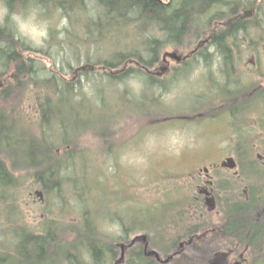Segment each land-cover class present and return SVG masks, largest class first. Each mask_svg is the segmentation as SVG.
Returning <instances> with one entry per match:
<instances>
[{"label":"rangeland","instance_id":"obj_1","mask_svg":"<svg viewBox=\"0 0 264 264\" xmlns=\"http://www.w3.org/2000/svg\"><path fill=\"white\" fill-rule=\"evenodd\" d=\"M230 1L212 4L206 14L199 16L203 17L199 18L200 22L190 24L191 29L180 44L162 46L158 61L149 74L137 72L138 64H123L117 68V73L122 69L129 70L128 67L133 68L132 72L110 84L106 77L97 75L101 73L100 66L123 37L131 41L136 39L133 29L127 30V36H118V40L106 37L98 41L94 35H88L86 24L93 25L102 10L95 0H65L61 4L52 0H12L11 7L0 0V26L13 34L8 40L17 42L20 55L31 57L36 65L44 67L39 74L41 78L49 76L54 68L57 75L77 86L76 92L60 104L57 123L63 127L60 130L57 125L56 138L52 129L41 127L39 96L36 91H30L27 81L24 87H14L5 95L0 93V112L5 109L8 122L15 121L17 126L20 125L26 137L52 139L55 142L52 162L61 163V191L48 192L35 178L33 169L24 162L21 164L15 155L6 151L3 154L0 149V174L8 172L11 179L15 177L19 182L4 186L0 179L1 194L8 193L9 197L5 203L9 220L7 217L6 222H0V239L2 242L8 239L6 243H10V249L0 251L1 254L16 258L26 255L28 264L44 263L52 256L36 263L39 255L35 254L31 244V237L43 236L47 237V250L48 244L55 243L53 239L60 249H66L70 244V251L63 252L71 254L79 264H113L119 256L118 243L124 237L131 240L136 235L141 239L146 235L157 253L167 255L174 250H177L174 254L179 253V244L185 239L183 227L190 222L184 212L180 223L173 222V218L180 215L177 210L180 204L175 202L179 200L183 205L188 192L196 191L193 178L202 172V165L220 162L225 156L241 152L219 147L228 132L220 131L215 125L199 123L204 117L195 113L203 110L198 103L204 100L215 104L221 98H229L230 104L245 101L249 93L244 84L248 81L246 70L251 61L264 63V53L259 59L257 53L254 56L255 52L251 51L262 49L261 32L248 33L264 30V0H242L240 5L237 4L235 11H242V17H247V21L243 28L237 27L229 34V49L225 51L228 58L223 55L219 60L215 50L208 47L203 52L195 50L192 53L205 39L203 27L207 23L204 21L209 23L206 27L210 26L209 31H212L223 20L232 17L231 5L235 2L231 4ZM112 41H116L115 46ZM168 52L181 59L167 55ZM2 68L0 58V70ZM90 69H94L95 74ZM146 75L157 77L160 84L150 86ZM224 77L230 82L219 81ZM50 96L56 99L55 94ZM251 98L255 99L254 96ZM69 99L81 100L73 105ZM143 99L145 102L140 103ZM243 109L237 112V117H232L233 122L251 125L249 122L256 120L253 126H264V108L249 112L252 116L249 119L248 114L245 119ZM178 116L189 118L184 122L169 119ZM63 128L67 136L78 133L69 144L59 143L65 133ZM27 143L22 141L18 150L24 151ZM66 149L73 155L63 163L61 157ZM249 152L242 156L255 159V151ZM251 164L256 170L255 162ZM228 181L227 174L219 175L221 189L228 188ZM75 187L85 190L77 196ZM37 191L41 192V197ZM0 199L4 200L1 195ZM2 204L0 202V206ZM83 209L93 216L103 217L92 233L83 231L77 236L80 225L85 226L81 216ZM100 232L107 236L98 237ZM86 234L90 235L89 241L98 240L103 245L98 260L91 254L87 242L78 240ZM20 244L25 246L19 248ZM180 258L175 261L179 262ZM59 264L67 263L61 261Z\"/></svg>","mask_w":264,"mask_h":264},{"label":"flooded vegetation","instance_id":"obj_2","mask_svg":"<svg viewBox=\"0 0 264 264\" xmlns=\"http://www.w3.org/2000/svg\"><path fill=\"white\" fill-rule=\"evenodd\" d=\"M261 19L263 17H260ZM245 21L247 17H228L218 25L219 27L205 31V39L201 40L193 51L203 52L206 47L212 48L219 55V60L223 59V54L229 49L227 45L229 34L235 27L246 25ZM263 31L250 30L248 33L261 32L260 37L264 38ZM250 42L252 43V40ZM261 43L260 51L251 50L255 52L254 56L257 53L259 59H262L261 53H264V40ZM263 64L261 60L251 61L246 70L248 81L244 84L248 87L249 93L245 101L230 104L229 98H221V101L218 99L215 104L213 101L210 104L204 100L198 103L199 108L203 110L195 113L204 117L199 123L215 125L220 131L228 132L226 141L222 139L219 147L247 152H234L222 158L220 162L212 161L213 163L202 165V172L200 171L201 173L193 178L196 191L188 192L181 208L190 223H185L183 227L185 239L179 244V253L174 254L177 250L167 255L157 253V249L151 248L150 239L146 235L142 239L136 235L131 240L123 239L118 243L119 256L113 264H264V126H253L256 120L250 121L251 125H240L232 120V117H237L235 115L243 107L245 119L249 112L258 108L261 111L264 108ZM219 81L230 82L226 77ZM252 96L255 97L254 100ZM249 114L248 119L252 117ZM186 116L190 115L186 114ZM186 116L169 117V119L184 122L189 118ZM251 150L255 151V159L242 156L250 154ZM2 153L5 154L4 151ZM252 162H255L256 170L251 167ZM221 174H227L229 177L227 189L219 187L218 179ZM4 197L8 199H0V202H3L0 206V222H6L8 217V206L5 204L9 201L8 193H4ZM7 219L9 220V217ZM7 240L3 239L2 242L0 239V251L5 252L10 249ZM53 241L55 243L52 246L48 244L49 250L42 249L43 254L51 251L50 254L44 255L52 256V260L47 257V260L41 264H49V262L59 264L61 261L77 264L71 254L64 253L67 249L68 252L70 251V244H67L66 249H60L56 239ZM45 257L42 255L39 259L37 256L36 263ZM177 257H181L179 262L175 261ZM0 264H28V258L26 255L16 258L0 253Z\"/></svg>","mask_w":264,"mask_h":264},{"label":"trees","instance_id":"obj_3","mask_svg":"<svg viewBox=\"0 0 264 264\" xmlns=\"http://www.w3.org/2000/svg\"><path fill=\"white\" fill-rule=\"evenodd\" d=\"M4 1L11 7L10 3L12 0ZM52 1H59L61 4V2L65 0ZM170 1L168 3H162L158 0H95L102 10L99 14L100 17H96V19L93 20V25L89 23L86 24V33L88 35H94V38L98 41L106 37L109 39L113 37V39L118 40V36L123 34L127 36V30L133 29L136 36V39L133 41L127 37H123L124 39H122V42L117 46H115L116 41H112L115 48L111 49V56L101 64V73L97 74L100 78H107L108 83L123 79L132 72L133 68L128 67L127 69L129 70H119V73H117L116 70L119 66L123 64L128 65L130 63L138 64L135 68L136 71L138 70L137 72L142 74L148 73L151 68L155 67L158 61V53L162 46L165 44H180L185 38L184 36L187 31L191 29L190 24L192 23L194 25L195 22H200L199 18L203 19V17L199 16L206 14L212 7V4L219 5L221 3V0ZM223 2L225 1H222V3ZM230 2L231 4L235 2L231 5L230 14H232V17H242V11H235L237 4L239 3L240 5L242 0H231ZM130 15L133 17H130ZM204 22L209 24L207 21ZM206 25L203 27L204 32L207 30L209 31L210 28V26L206 27ZM120 29L122 33L119 32ZM11 37H13V34L0 26V58H2V65L4 67L0 70V93L5 95L14 87H24L27 81L31 87L30 91H36V94L39 96L38 102L41 111V127L52 129L53 135H55L56 138V127L59 126L60 130H62L63 127V124L60 122L57 123V119L60 118V113L58 114L61 108L60 104L68 100V96L76 92V83L73 84L71 81H65L63 77H60V74L57 75L55 73L54 68L50 70L49 76L41 78L39 74L44 70V67L36 65V61L31 59V57H22L16 48L17 42L15 40H8ZM26 50H29V48L26 47ZM194 52L195 51L192 53ZM223 55H225L226 58L229 57L226 53ZM58 71L61 73L60 71L62 70L58 69ZM90 71L93 72L95 70L90 69ZM146 76L148 77L150 86L160 84L157 77L153 75ZM110 84L113 83L111 82ZM51 94H55L56 99L52 98V96H50ZM69 100L73 102L74 105L80 103L81 99L77 101ZM100 101L102 102V98ZM141 102H145V99L140 101V103ZM7 119H9V117L4 109L2 113L0 112L1 151H6L7 153L15 155L16 158H19L21 164L24 162L31 170L33 169L35 178L42 183L46 191L49 192L50 190H54L60 192L61 189L59 186L61 179L59 176V169L61 163L55 164L52 162L55 158L52 153V150L55 148V142L48 138H40L38 140L29 136L26 137V132L20 125L17 126L15 121L10 123ZM63 131L65 132L66 129L63 128ZM77 135L78 133L71 137L69 134L67 136L65 132L63 133V137L60 138L59 143L69 144L70 140L72 141ZM22 141L28 143L26 149L20 152L18 147L21 145ZM243 151L246 152V150H241V152ZM72 155L71 151L66 149L62 153L61 161L66 163V159ZM14 163L16 164V161H14ZM7 173L8 172H2L0 174L3 185H14L19 183L14 179L15 177L11 179ZM84 190L83 188L75 187L77 196L81 195ZM0 195L1 198L8 199L4 197V192ZM175 203L180 204L177 208V210L180 211L179 218H173V222L178 224L181 221V214H183L181 209L182 202L177 200ZM162 206L163 205H161V207ZM175 207L172 206V208ZM81 216L84 217L85 226L80 225L81 228L77 230V236L79 233H83V231H87L89 234L92 233V229H95L96 225L101 222V218L103 217V215L101 218L93 216L92 213L90 214L86 209L81 211ZM89 219H91V222ZM77 221L79 222V219H77ZM93 236L96 237V235ZM104 236L106 237L107 235L101 233L98 237L103 238ZM32 238L33 237H31L32 242L34 241L33 243L31 242L32 248L37 252L35 254L45 257L44 254L46 253L43 254L42 249L45 248V240H47V237L37 236L33 238L34 240ZM124 238L126 239V237ZM78 240L87 242L89 248L92 249L90 252L93 257L97 260L99 259L101 256V246L103 245L98 240L89 241L90 235L87 234L82 239ZM22 246L23 245H19L18 247L20 248ZM139 255H141V253H139ZM140 258L139 261L142 262ZM31 259L32 258H30V260Z\"/></svg>","mask_w":264,"mask_h":264},{"label":"water","instance_id":"obj_4","mask_svg":"<svg viewBox=\"0 0 264 264\" xmlns=\"http://www.w3.org/2000/svg\"><path fill=\"white\" fill-rule=\"evenodd\" d=\"M167 55H169V56H171V57H174V58H176L177 60H179L180 59V57L179 56H176L175 54H173V53H166ZM36 194H38L40 197H41V192H36Z\"/></svg>","mask_w":264,"mask_h":264},{"label":"clouds","instance_id":"obj_5","mask_svg":"<svg viewBox=\"0 0 264 264\" xmlns=\"http://www.w3.org/2000/svg\"><path fill=\"white\" fill-rule=\"evenodd\" d=\"M14 19H15V17H14Z\"/></svg>","mask_w":264,"mask_h":264}]
</instances>
